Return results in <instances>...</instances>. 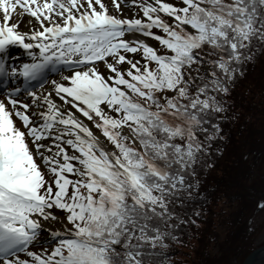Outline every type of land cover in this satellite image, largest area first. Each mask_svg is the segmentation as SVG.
<instances>
[{
	"label": "snow or ice",
	"instance_id": "1",
	"mask_svg": "<svg viewBox=\"0 0 264 264\" xmlns=\"http://www.w3.org/2000/svg\"><path fill=\"white\" fill-rule=\"evenodd\" d=\"M261 52L264 0H0V264H172Z\"/></svg>",
	"mask_w": 264,
	"mask_h": 264
},
{
	"label": "trees",
	"instance_id": "2",
	"mask_svg": "<svg viewBox=\"0 0 264 264\" xmlns=\"http://www.w3.org/2000/svg\"><path fill=\"white\" fill-rule=\"evenodd\" d=\"M225 99L220 151L213 150L211 167L198 166L199 189L184 209V219L196 208L200 216L192 217L196 224H181L178 240L169 241L172 264H239L255 248L252 218L264 199V52Z\"/></svg>",
	"mask_w": 264,
	"mask_h": 264
},
{
	"label": "rangeland",
	"instance_id": "3",
	"mask_svg": "<svg viewBox=\"0 0 264 264\" xmlns=\"http://www.w3.org/2000/svg\"><path fill=\"white\" fill-rule=\"evenodd\" d=\"M252 218V226L257 227L253 238V246L256 247L264 243V209H255Z\"/></svg>",
	"mask_w": 264,
	"mask_h": 264
},
{
	"label": "water",
	"instance_id": "4",
	"mask_svg": "<svg viewBox=\"0 0 264 264\" xmlns=\"http://www.w3.org/2000/svg\"><path fill=\"white\" fill-rule=\"evenodd\" d=\"M250 258V264H264V243L253 248L239 264H245Z\"/></svg>",
	"mask_w": 264,
	"mask_h": 264
}]
</instances>
